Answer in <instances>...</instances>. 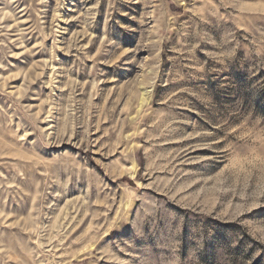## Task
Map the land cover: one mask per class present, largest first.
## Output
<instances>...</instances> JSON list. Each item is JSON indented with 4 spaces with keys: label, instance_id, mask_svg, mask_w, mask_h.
Wrapping results in <instances>:
<instances>
[{
    "label": "rangeland",
    "instance_id": "obj_1",
    "mask_svg": "<svg viewBox=\"0 0 264 264\" xmlns=\"http://www.w3.org/2000/svg\"><path fill=\"white\" fill-rule=\"evenodd\" d=\"M0 264H264V0H0Z\"/></svg>",
    "mask_w": 264,
    "mask_h": 264
}]
</instances>
